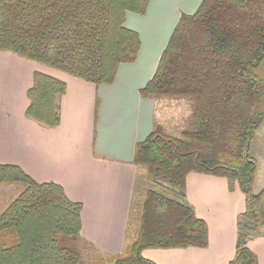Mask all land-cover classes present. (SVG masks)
<instances>
[{
	"label": "trees",
	"instance_id": "trees-1",
	"mask_svg": "<svg viewBox=\"0 0 264 264\" xmlns=\"http://www.w3.org/2000/svg\"><path fill=\"white\" fill-rule=\"evenodd\" d=\"M150 1L0 0V52L111 84L141 49L127 16L145 15ZM65 92L64 82L36 72L27 117L57 127ZM141 95L191 103L181 137L156 122L135 149V165L169 185L171 196L148 189L134 238L121 254L105 255L82 236L81 203L58 184L38 183L20 167L0 164V185L23 188L0 215V264H155L145 250L206 248L208 225L185 200L191 174L224 178L231 191L244 194L229 264H259L249 242L264 236V189L254 191L258 161L252 155L264 124V0H203L194 14H182ZM89 250L98 256L87 258Z\"/></svg>",
	"mask_w": 264,
	"mask_h": 264
},
{
	"label": "crops",
	"instance_id": "crops-1",
	"mask_svg": "<svg viewBox=\"0 0 264 264\" xmlns=\"http://www.w3.org/2000/svg\"><path fill=\"white\" fill-rule=\"evenodd\" d=\"M203 0H151L145 15L128 14L126 26L141 38L137 60L123 64L111 84L95 85L47 66L0 52V164L16 165L38 183L60 185L83 205L82 236L102 254H121L129 243L138 167L135 149L152 133L156 103L141 90L152 79L182 14ZM41 72L66 84L60 123L48 128L30 119L28 91ZM259 168L254 191L258 184ZM186 202L209 229L206 248L147 249L155 264H229L236 253L238 219L246 200L226 179L191 174ZM264 264V236L249 242Z\"/></svg>",
	"mask_w": 264,
	"mask_h": 264
},
{
	"label": "rangeland",
	"instance_id": "rangeland-1",
	"mask_svg": "<svg viewBox=\"0 0 264 264\" xmlns=\"http://www.w3.org/2000/svg\"><path fill=\"white\" fill-rule=\"evenodd\" d=\"M156 103V119L158 125L165 130L168 135L181 137L183 129L189 123L192 114L191 103L188 99L182 98H161L154 100ZM252 155L258 161L259 183L264 185V124L256 134L252 145ZM139 173L136 184V195L134 199V210L129 228V240L134 238L136 228L139 225L141 216L142 201L148 189H154L166 196H171L172 191L169 185L162 181H154L152 176L142 166L138 167ZM22 185H0V215L3 211L20 195ZM98 256L92 250L86 253V257Z\"/></svg>",
	"mask_w": 264,
	"mask_h": 264
}]
</instances>
